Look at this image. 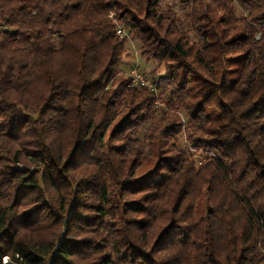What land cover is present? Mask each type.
Segmentation results:
<instances>
[{"label":"trees","instance_id":"trees-1","mask_svg":"<svg viewBox=\"0 0 264 264\" xmlns=\"http://www.w3.org/2000/svg\"><path fill=\"white\" fill-rule=\"evenodd\" d=\"M4 259L264 264V0H0Z\"/></svg>","mask_w":264,"mask_h":264},{"label":"rangeland","instance_id":"rangeland-1","mask_svg":"<svg viewBox=\"0 0 264 264\" xmlns=\"http://www.w3.org/2000/svg\"><path fill=\"white\" fill-rule=\"evenodd\" d=\"M172 0H163V3L164 4H169L170 2H171ZM113 16V15H112ZM131 44H129L128 46L129 47H131V49H132V59H130V60H127V63L129 64L130 63V65L133 63V65H135V67L138 69L139 68V71H141V73L143 72V73H146L147 72V68L149 67H151V66H154L153 64H150V65H147V66H145V65H142V63L139 61V59H138V53H137V51H136V49L134 48V46L135 45H133L132 44V42L131 41H129ZM127 65H126V69H127ZM139 73V72H138ZM143 75V74H142ZM190 151V153L193 155V158L198 162V163H203V161H204V156L203 155H201V154H197V152H195L194 150H192V149H190L189 150ZM199 219V216H197V220ZM4 263L6 264L7 263V260H5L4 259Z\"/></svg>","mask_w":264,"mask_h":264},{"label":"built area","instance_id":"built-area-1","mask_svg":"<svg viewBox=\"0 0 264 264\" xmlns=\"http://www.w3.org/2000/svg\"><path fill=\"white\" fill-rule=\"evenodd\" d=\"M116 33L121 39L129 38L127 29L123 27L118 26ZM129 74L131 77L132 85H140V86L155 90L154 87L151 85L150 81L146 79L145 77H143L140 73H138V70L135 66L129 71Z\"/></svg>","mask_w":264,"mask_h":264}]
</instances>
